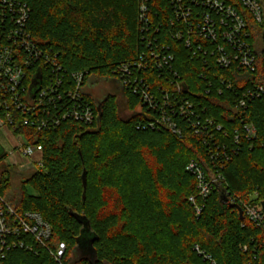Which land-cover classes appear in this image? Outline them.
Here are the masks:
<instances>
[{
	"label": "trees",
	"instance_id": "obj_1",
	"mask_svg": "<svg viewBox=\"0 0 264 264\" xmlns=\"http://www.w3.org/2000/svg\"><path fill=\"white\" fill-rule=\"evenodd\" d=\"M25 1L32 8L28 29L36 45L57 54L66 81L72 73L83 72L84 88L90 75L120 83V69L147 50L145 34L168 44L174 60L163 74L152 62L139 74L156 96L160 87H174L170 78L177 74L186 87L181 98L191 100L197 112L205 108L204 116L215 121L214 126L204 121L199 127H207L214 140L203 137L206 130L196 133L192 120L181 116L179 108L170 115L183 137L164 125H149L152 116L159 114L144 107L142 95L130 87L123 89L131 112L127 119L120 117L116 96L109 95L98 104L87 95L96 114L92 124L69 118L46 131L20 124L19 131L28 139L39 138L43 167L23 182L18 198L10 194V168L0 167V192L20 215L39 213L52 233L46 246L12 248L3 264H264V232L246 217L242 219L236 207L242 208L251 193L264 189V93L243 108L242 118L235 107L237 94L264 86V50L257 49L264 21H254L240 0H229L247 18L258 61L255 70L237 64L222 68L211 53L206 64L183 40L172 38L175 22L170 20L169 0L150 2L153 24L160 25L158 35H153L154 27L141 31L140 0ZM207 47L211 49L209 42ZM39 69L44 70L42 77H49L50 67ZM247 122L255 126L257 138L243 136ZM217 125L223 128L217 130ZM236 130L241 133L239 142ZM223 145L229 153L239 150L231 153L229 161L217 160L223 181L197 214L190 200L198 193L197 177L187 165L196 160L207 171L213 170L211 152H222L218 146ZM6 158V152L0 154V161ZM26 183L35 193L25 190ZM70 211L89 221L90 234L96 237L95 258L74 253L84 233L83 224ZM26 240L33 241L29 236ZM61 243L66 251L59 263L52 252Z\"/></svg>",
	"mask_w": 264,
	"mask_h": 264
},
{
	"label": "built area",
	"instance_id": "obj_2",
	"mask_svg": "<svg viewBox=\"0 0 264 264\" xmlns=\"http://www.w3.org/2000/svg\"><path fill=\"white\" fill-rule=\"evenodd\" d=\"M150 2L151 0H140L141 31L150 32L154 27L153 35H158L160 25L153 24ZM169 2L173 11L170 20L175 22L171 36L178 41L183 40L193 51V55L203 57L206 64H210L208 55L211 53L215 62L222 68H230L237 64L255 70L258 56L250 43L252 33L245 14L236 5L229 0H169ZM240 4L254 21L257 23L264 21V6L260 0H240ZM31 12L32 8L25 0H0V128L10 130L19 138L20 144L16 146L19 156L27 160L28 167H34V171H38L43 167V147L37 136L31 141L25 133L19 131L20 124L36 128L38 131H46L55 129L63 120L69 118L92 124L96 114L94 106L87 98L86 88L83 87L84 73L74 72L70 76V81H66L64 66L58 62L57 54L51 55L36 45L28 29ZM142 39L147 50L137 61L130 62L120 69V83L123 89L130 87L135 93H140L144 107L159 114V117H155L146 112L153 118L149 125H164L177 136L183 137L175 118L170 115L176 114L179 108L181 116L192 120L191 124L196 133L206 130L203 137L209 136V140H214L213 133L209 132L207 127L205 129L199 127L204 121L214 126L215 121L210 116H204L205 108L202 107V110L197 112L191 100L187 97L181 98L186 87L177 74H174L175 79L170 78L171 84L174 85L170 89L173 91L160 87V92L158 91L160 96H156L151 84L140 76L139 73L146 69L147 62L154 63L163 74L165 67L174 60V56L169 52L170 46L157 43V36L152 39L145 34ZM208 42L212 50L207 47ZM41 66L51 68L49 77H42L41 72L44 70L39 69ZM222 81L226 83L225 79ZM226 86L231 88V84ZM263 93L264 86L256 85L236 95L235 107L241 111V118L243 108ZM172 96H175V103L171 102ZM51 109L55 112H51ZM222 128V125H217V130ZM243 128V136L250 140L257 138V130L253 124L247 122ZM240 134L236 130V142H239ZM218 149L223 150L224 145L218 146ZM238 150L235 148L230 153L227 150L212 151L214 167L210 171L196 160L190 161L187 165V170L197 177L198 193L190 197L197 214L202 212L212 189L223 181L221 161L217 160L223 157L222 162L229 161L232 158L231 153ZM242 209L244 218L264 232V189L251 193L243 202ZM51 233L50 224L39 213L27 212L20 215L0 192V264H3L7 252L12 248L25 247L34 250L35 244L46 246ZM28 236L32 242L26 240ZM196 249L199 250L198 247ZM244 250H247L246 246ZM65 251L66 246L61 243L57 251L52 252L59 263H62Z\"/></svg>",
	"mask_w": 264,
	"mask_h": 264
},
{
	"label": "rangeland",
	"instance_id": "obj_3",
	"mask_svg": "<svg viewBox=\"0 0 264 264\" xmlns=\"http://www.w3.org/2000/svg\"><path fill=\"white\" fill-rule=\"evenodd\" d=\"M260 1L264 6V0ZM257 49L258 51L264 50V31H261V33L258 34ZM86 90L90 93L88 95H90L98 104L109 95L116 96L118 98L120 117L127 119L131 116V112L127 107L126 99L123 94V87L118 81L105 80L95 75H90L86 84ZM19 144V138L15 136L10 130H7L4 127L0 128V154L3 152L7 153V158L0 161V167L6 166L11 170L10 174L12 176V189L10 194L14 198L20 197L22 193L23 182L33 174L35 169L34 167L21 166L22 164L17 162L18 160L14 161L13 157L10 158L12 155H20L16 148V146ZM21 161L23 164L27 162L25 158H23ZM25 190L30 194L35 193V190L30 183H26Z\"/></svg>",
	"mask_w": 264,
	"mask_h": 264
},
{
	"label": "water",
	"instance_id": "obj_4",
	"mask_svg": "<svg viewBox=\"0 0 264 264\" xmlns=\"http://www.w3.org/2000/svg\"><path fill=\"white\" fill-rule=\"evenodd\" d=\"M85 177H86V173H84V186L86 185ZM236 207L239 210L241 218L244 219L243 209L238 205H236ZM70 212L79 220V222H81L83 224V230L82 231L84 233V235L81 238H79V240H78L79 245L77 247H75L74 253L78 255L79 253L82 252L84 255H89L92 259L95 258L96 251H95V248L93 247V244H94L96 237L93 236L92 234H90V223H89V221L87 220L86 216H81L77 213H73L72 211H70Z\"/></svg>",
	"mask_w": 264,
	"mask_h": 264
},
{
	"label": "crops",
	"instance_id": "obj_5",
	"mask_svg": "<svg viewBox=\"0 0 264 264\" xmlns=\"http://www.w3.org/2000/svg\"><path fill=\"white\" fill-rule=\"evenodd\" d=\"M86 92H87L88 94H90L87 90H86ZM12 157H13V160H14V161L18 160L17 162L21 163V164H22L21 166L28 167L27 163H25V164L22 163V161H21V160H23L22 157H19L17 154H16V156H14V155L10 156V158H12ZM19 158H22V159H19Z\"/></svg>",
	"mask_w": 264,
	"mask_h": 264
}]
</instances>
